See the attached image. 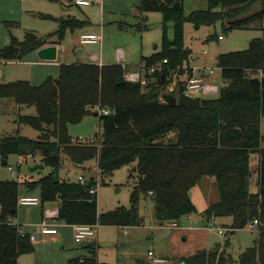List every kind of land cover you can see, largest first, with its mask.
Wrapping results in <instances>:
<instances>
[{
  "label": "trees",
  "instance_id": "obj_1",
  "mask_svg": "<svg viewBox=\"0 0 264 264\" xmlns=\"http://www.w3.org/2000/svg\"><path fill=\"white\" fill-rule=\"evenodd\" d=\"M205 1L208 9H194L186 15L185 0H141V13L163 15L161 45L141 62L151 65L167 59L175 67L188 61L192 49L184 43L187 22L199 28L227 20L225 30L229 31L253 27L264 19V0ZM256 2H261V9L249 14ZM169 21L173 22L172 38ZM88 22L71 15L59 19L58 30L46 37L33 32L24 40L12 36L10 44L0 48V61H20L44 46L58 44L66 31ZM137 28L147 29L148 25ZM55 36L57 41L49 40ZM217 66L227 83L218 96L188 97L180 84L174 93L176 105L160 98L169 81L159 77L147 87L127 81L122 63L65 62L57 77L49 76L39 85L29 80L0 82V98L13 99L20 107H36V115H20L18 121L40 132L38 139L21 134L2 137V164L8 165L13 154L24 159L40 154L43 164L51 169L38 179L0 180V264H19L22 255L36 250L31 233L23 234L21 225L12 222L18 213L22 184L28 192L38 188L42 204L57 203L61 223L129 227L141 225L139 203L145 195L154 200V215L161 224L198 213L190 190L203 176L216 178L220 194L219 201L201 212L204 223L231 217L234 233L259 219L258 237L236 260L226 253L228 240L222 250L217 243L182 258L181 264H264V38L251 39L247 49L220 53ZM102 109L109 113H101ZM88 115L99 118L102 133L91 142L74 139L70 126ZM170 133L176 141H158ZM253 153L260 156L257 192L250 190ZM63 154L76 165L95 159L102 182L123 166H136L131 207L100 213L98 191H91L97 183L94 176L85 183L60 179ZM97 249L91 243L88 255L72 257L66 264H109L98 261Z\"/></svg>",
  "mask_w": 264,
  "mask_h": 264
},
{
  "label": "rangeland",
  "instance_id": "obj_2",
  "mask_svg": "<svg viewBox=\"0 0 264 264\" xmlns=\"http://www.w3.org/2000/svg\"><path fill=\"white\" fill-rule=\"evenodd\" d=\"M72 0H0V48L10 44L12 36L24 40L28 32H33L39 37H46L54 33L59 28V19L68 16H75L82 20H89L83 26L74 31L68 30L62 40L58 42V57L55 60H41L38 53L33 51L20 61L0 62L2 77L0 82L9 83L17 80H29L32 84L39 85L47 77H57L60 71L61 60L68 62H87L89 54L98 53L105 63H116L117 49H124L127 54L126 65L128 70H139L142 55H148L153 51L155 45H161L162 22L161 12L141 13L139 6L141 0H99L87 6L72 4ZM262 7L261 2H256L249 14L258 12ZM185 14L188 15L194 9H208V2L205 0H185ZM37 15V16H34ZM49 15V17H45ZM148 25L147 29L139 30L138 25ZM229 22L227 20L218 21L214 25H203L196 28L192 23L185 24L184 43L185 46L193 50L192 56L209 66L215 68V72L208 79L209 82L220 86L224 84L221 69L217 66V56L223 52L244 50L249 47V42L255 37L264 38V19L256 23L253 27H245L226 31ZM170 36L173 37V22L167 23ZM85 32H96L103 34V44H81L80 35ZM221 36V38L219 37ZM212 37V38H211ZM57 41V36L50 38ZM83 49V54H77V50ZM38 62L48 61L58 65L40 68L35 66L32 56ZM88 56V57H87ZM113 61V62H110ZM46 62V63H48ZM139 63L132 66L129 63ZM44 70L46 76L42 78ZM41 73V74H40ZM169 88H165L167 93ZM8 98H0V139L4 136L21 134L31 139H38L40 132L29 124H20V115H36L37 110L34 105L23 106L22 109L12 107ZM262 132L264 133V117L262 118ZM102 133V124L95 115L86 116L82 122L70 126V134L84 142L95 141ZM160 143L176 141L174 133H170L158 140ZM255 156V155H254ZM260 157V156H259ZM136 166H123L117 169L105 179V182L96 181L98 190V208L100 213L108 212L117 207H131V191L137 182L138 174L134 170ZM51 171L43 164L39 155L26 159L13 154L8 159V165L4 166L0 157V180L17 179H38ZM251 172L255 166L251 165ZM84 175L85 179L92 176L97 177L98 165L96 160H91L83 165H76L66 156L62 155V166L59 177L69 182L79 181L78 176ZM24 185H20L23 187ZM191 195L195 201L198 213L192 214L191 218L184 216L178 223L179 228L167 226V222L161 224L154 215L155 202L150 195L141 197L139 212L142 217L141 225L129 227H115L99 225L100 239L103 248L108 252L120 253L123 263H127L129 255L135 257L134 264L147 262L153 264L154 258H163L162 264H181V259L187 257L200 249H210L217 243L221 244V249L229 240L226 253L231 255L233 260L248 247L254 244L258 237V228H244L231 230V217H220L215 223H208L211 230L199 229L203 216L201 212L205 209L206 202L211 200V204L219 200V187L215 177L203 176L200 182L192 189ZM205 195L209 199H205ZM212 197L214 200H212ZM1 209V206H0ZM41 206L19 205L17 217L20 218V225L31 220L39 223L41 220ZM200 220V221H198ZM204 221V219H203ZM21 226V227H22ZM193 226V228H188ZM217 227L226 228L225 235L218 231ZM63 235L64 251L62 245L55 244L51 248L37 253L22 255L19 264H66L61 253H71L72 256L80 253L82 247L73 238V230L69 226L60 228ZM128 233H127V232ZM127 233V234H126ZM226 236V237H225ZM241 238V241L237 240ZM117 238H120L118 241ZM56 251V255L54 254ZM152 251L154 255H150ZM122 263V264H123Z\"/></svg>",
  "mask_w": 264,
  "mask_h": 264
},
{
  "label": "built area",
  "instance_id": "obj_3",
  "mask_svg": "<svg viewBox=\"0 0 264 264\" xmlns=\"http://www.w3.org/2000/svg\"><path fill=\"white\" fill-rule=\"evenodd\" d=\"M78 6H87L93 3H98L99 0H72ZM221 38V36H220ZM104 38L102 33L96 32H85L80 35V43L81 44H103ZM117 59L119 63H122L125 71V78L130 82H140L144 87L155 83L158 81L159 77L165 78L169 81L167 93H176L179 89L180 84L184 87V94L188 97H216L219 95L221 89L227 85L226 82L222 86L209 82V78L212 73L215 72V68L211 66H201L197 64H193L189 60L184 62L183 64L171 67L168 64V60L164 59L161 62L153 63L151 65H147L145 62H141L139 66V70H128L126 65V56L125 52L122 48L117 49ZM89 61L96 62L99 64H103L101 57L98 53L89 54ZM161 75V76H160ZM2 77V71L0 69V78ZM161 100L166 102L163 99V95L160 97ZM101 113H109V110L102 109ZM102 181L100 171L98 168L97 177L95 180ZM79 181L82 183L86 182V179L83 176L79 177ZM97 182V181H96ZM98 183V182H97ZM97 183L94 189L97 190ZM98 191V190H97ZM19 205L25 206H33V205H41L40 196L32 195V194H20L18 197ZM58 217V209H46L44 212V216L42 220L33 225L34 230L30 232V239L34 242L37 239L36 232L41 233L43 236L53 235L58 233V226L61 224ZM167 226H171L172 228H179L178 222H167ZM261 224L259 219H254L247 224L248 228L257 227ZM98 223L96 224H72L73 230V238L76 243H82L85 240H90L96 236ZM188 228H193V226H188ZM218 231L225 235L226 228L217 227ZM200 229H208L211 230V226L200 227ZM21 232L24 234L26 231L22 229ZM150 255H153L152 251L149 252ZM165 262L163 258H154L153 264H162Z\"/></svg>",
  "mask_w": 264,
  "mask_h": 264
},
{
  "label": "crops",
  "instance_id": "obj_4",
  "mask_svg": "<svg viewBox=\"0 0 264 264\" xmlns=\"http://www.w3.org/2000/svg\"><path fill=\"white\" fill-rule=\"evenodd\" d=\"M34 16H37V15H34ZM84 33V32H83ZM168 35H169V37L170 38H172V36H170L171 34H169V32H168ZM55 45H57V47H58V44H55ZM156 47L159 49V45H155L154 46V49H152L153 51H151V53H149L148 55H142V57L143 56H150L151 54H153L155 51H157L156 50ZM124 50V49H123ZM81 51V53H79ZM35 52H37V51H35ZM58 52H59V50L57 51V57H58ZM83 52H84V50L83 49H79V50H77V54H83ZM124 52H126V51H124ZM192 54H193V50H192ZM125 56H126V58H127V54H125ZM36 57H38V56H35V54H34V56H32V60L31 61H33L34 63V65L35 66H39L40 68H42V66L43 65H45V67H50V66H53V65H56L57 63H58V61H55L54 62V64H50L48 61H45V62H41V63H39L38 62V60H37V58ZM88 57V56H87ZM217 59V58H216ZM42 60V59H41ZM127 60V59H126ZM43 61V60H42ZM141 61H142V58H141ZM189 61L190 62H192L193 64H197V65H203V66H209L208 64H206V63H203L202 61L200 62L199 60H198V56L197 57H194V56H192L191 55V57H190V59H189ZM0 62H3V61H0ZM46 62H48V63H46ZM61 62L62 63H65L66 61H64V60H61ZM87 62H89V60L87 61ZM110 62H113V61H110ZM116 63H119V61H118V59L115 61ZM103 64H108V63H105V62H103ZM111 64H113V63H111ZM129 64H131L132 66H138L139 65V63H136V62H133V63H129ZM141 64V63H140ZM58 65V64H57ZM50 69H52L51 67H50ZM40 72H41V70H40ZM42 73V78H44V76H46V74H47V71L46 70H44V72L42 71L41 72ZM40 73V74H41ZM8 101H11L10 103H12V107H14V108H19V110L20 109H22L23 107H20L13 99H9ZM75 139V138H74ZM255 155V156H254ZM254 165L255 166V172H256V177H255V181H253V177H254V172H251V177H250V190L252 191V192H257L258 191V189H259V164H260V157H259V154L258 153H253L252 155H251V158H250V166L251 165ZM80 176H83L84 177V175H79L78 176V179H79V177ZM85 178V177H84ZM194 188V187H193ZM192 188V189H193ZM192 189L190 190V196H191V198H192V200H193V202L195 203V201H194V199H193V197H192V195H191V191H192ZM20 194H32V195H36V196H39L40 195V190L37 188V189H35L34 191H30V192H28V191H26V189H25V187L23 186V187H20ZM205 199H209L208 197H207V195H205V197H204ZM213 198H215V197H212V200H214ZM219 199H220V196H219ZM219 201V200H218ZM211 205V200L210 201H208V203L206 202V207H205V209L208 207V206H210ZM36 206H41V220H42V218H43V216H44V212L46 211V209H58V204L57 203H55V202H48V203H45V204H42L41 203V205H33L32 207H36ZM204 208H203V210H205ZM188 218H191L192 216L191 215H189V216H187ZM217 219H219V218H217ZM217 219H215V220H213L212 222L213 223H215L216 221H217ZM20 218H18L17 216L15 217V218H13L12 219V222L13 223H15V224H19L20 223ZM40 220V221H41ZM39 221V222H40ZM198 221H200V220H198ZM231 222H232V219L230 220V222L229 223H227L228 225L229 224H231ZM201 226H198V228L200 229V227H204V226H209L207 223H204V221H203V218L201 219ZM24 225L22 226V229L23 230H25V231H29V232H33V230H34V226L33 225H35V224H37L36 222H33V221H31V220H28V221H25L24 223H23ZM63 226H69V227H71V225H68V224H65V223H61L59 226H58V233L57 234H53V235H47V236H43L41 233H39V232H36V235H37V239H36V241H34L33 243H34V245H35V247H36V250H35V252L34 253H37V252H43V251H45V250H47V249H49V248H51L53 245H55V244H60V245H62V248H61V250H63L64 251V249H65V246H64V243H63V235L61 234V230H60V228L61 227H63ZM116 227V226H115ZM117 227H121V226H117ZM72 228V227H71ZM127 232V231H126ZM128 233V232H127ZM126 233V234H127ZM226 237V236H225ZM118 239V241H120V238H117ZM237 240L238 241H241V238L240 237H237ZM91 243H95L97 246H98V249H97V259H98V261L100 262V263H109V264H122L123 263V261L121 260V255H120V253L119 252H116V253H111V252H108L107 251V248H103V247H105V246H103L102 245V242H101V239H100V232H99V230L97 229V231H96V236L94 237V238H92V239H90V240H85L84 242H82V243H77V244H80L81 245V249H82V251L80 252V253H77L76 255H74V256H72L71 255V253L69 254V253H61L59 256H61V255H67L66 257H62V259L63 260H69L70 258H72V257H75V256H86V255H88V247H89V245L91 244ZM149 252H151V251H149ZM56 251H54V254L56 255ZM154 255V254H153ZM130 257H129V259H128V262L127 263H123V264H134V260H135V257H133L132 255H129ZM21 258V257H20ZM20 258H19V260H20Z\"/></svg>",
  "mask_w": 264,
  "mask_h": 264
},
{
  "label": "water",
  "instance_id": "obj_5",
  "mask_svg": "<svg viewBox=\"0 0 264 264\" xmlns=\"http://www.w3.org/2000/svg\"><path fill=\"white\" fill-rule=\"evenodd\" d=\"M57 51H58L57 45L50 44L38 49L37 53L39 58L42 60H55L57 58ZM79 53H81V51ZM163 99L171 105L177 104V97L172 93L163 94ZM134 170H136L135 167Z\"/></svg>",
  "mask_w": 264,
  "mask_h": 264
}]
</instances>
